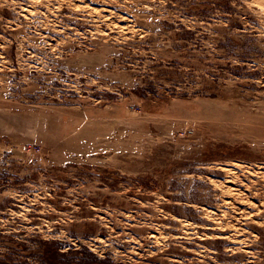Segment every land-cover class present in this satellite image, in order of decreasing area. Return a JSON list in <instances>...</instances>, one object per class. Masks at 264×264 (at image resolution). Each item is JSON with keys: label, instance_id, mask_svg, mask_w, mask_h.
Wrapping results in <instances>:
<instances>
[{"label": "rangeland", "instance_id": "1", "mask_svg": "<svg viewBox=\"0 0 264 264\" xmlns=\"http://www.w3.org/2000/svg\"><path fill=\"white\" fill-rule=\"evenodd\" d=\"M0 264H264V0H0Z\"/></svg>", "mask_w": 264, "mask_h": 264}, {"label": "trees", "instance_id": "2", "mask_svg": "<svg viewBox=\"0 0 264 264\" xmlns=\"http://www.w3.org/2000/svg\"><path fill=\"white\" fill-rule=\"evenodd\" d=\"M58 249V248H57ZM56 249V255H59V254H62V252L61 251H59V249L57 250Z\"/></svg>", "mask_w": 264, "mask_h": 264}]
</instances>
